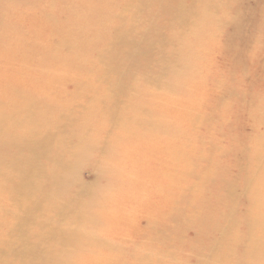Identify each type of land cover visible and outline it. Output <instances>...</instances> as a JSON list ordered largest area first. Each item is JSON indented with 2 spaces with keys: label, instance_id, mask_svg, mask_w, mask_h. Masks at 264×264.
<instances>
[{
  "label": "bare ground",
  "instance_id": "1",
  "mask_svg": "<svg viewBox=\"0 0 264 264\" xmlns=\"http://www.w3.org/2000/svg\"><path fill=\"white\" fill-rule=\"evenodd\" d=\"M25 4H30L32 11L26 15L17 13ZM249 5L247 0L0 1V46L20 45L5 47L14 51L13 59L23 61L30 54L41 52L43 61L37 69L29 68L31 72L20 78L21 83L16 84V89L7 90L14 84L8 78L2 81V75L0 77V187L6 190L18 211L14 216L16 221L6 231V235L12 237L11 241L6 243L4 240L0 245V264H92V255L65 252L81 249L71 244L77 239L66 236L52 239L49 241L54 245L45 247L27 237V226L43 227L52 223L51 211L63 219L76 207L73 204L81 201L82 191L87 192L86 182L75 179L80 178L84 168L82 164L87 158H91V163L86 165L93 173L94 182L97 180V186L100 176L116 175L115 166L101 170L100 164L110 157L121 163L127 156L122 148L127 146L130 152L134 145L143 142L147 144L145 150L138 151L135 157L129 155V160H136V170L148 166L150 160H156L159 164H170L171 167L164 172L173 176L178 163L185 162L181 158H192L193 164L197 165L193 177L199 180L187 186L188 192L183 188L176 194L159 177L160 166L152 173H144L145 176L133 174L131 187H128L131 201H141L147 207H160L167 222L154 224L156 233L162 235V239L157 237L155 245H129L124 247L129 254L111 256L107 264H218L222 258L225 264H264V133L260 131L264 124V119H261L264 115V45L259 46V37H249L243 42L249 46L245 45L243 56L231 63L236 73V66L240 67L251 58V66L245 68L246 71L242 70L245 71L242 76L255 75L261 79L258 90L251 91L252 86L248 84L244 94L248 108L242 111L249 118L254 116V112L260 116L256 131L250 127L253 130L249 138L252 147L238 144L236 154L251 157L241 171L240 181L231 179L227 184L222 178L225 169L220 168L221 164L217 166L220 158H205L203 154L208 147L212 152L218 148L209 140V135L200 132L211 133L212 124L208 120L214 116L213 109L217 104L213 96L208 95L209 98L201 103V117L207 121H199L192 129L191 135L200 140L198 149L196 145L193 151L179 148L180 143L187 141L183 129L189 127L193 117L198 119L197 113L191 109L189 96L192 82L197 77L202 78L200 61L207 62L213 92L223 89L229 76L224 77L227 68L222 61L213 65L215 71L210 79L212 64L208 62V56L214 53L211 45L214 40L216 45L217 36L223 34L227 45H217L215 52L222 55V60H225V55L233 57L226 54L228 44L240 32L241 17L254 14ZM37 6L43 10L35 11ZM260 6L258 12H264V3ZM221 11L222 16H219ZM214 23L218 26L217 34L207 38V31ZM0 56L6 55L2 53ZM21 67L26 66L22 63ZM34 70L40 71L41 76L35 75ZM26 79L29 81L24 82ZM51 79L57 82V88L61 90L56 92L60 94L64 93L62 89L103 87V95L96 100L99 109H104L108 116L110 122L105 123L111 124H107L110 131L100 138L91 131L87 133L89 119L77 114L89 99L68 106L63 103L64 100L67 103L66 98H50ZM21 85L30 88L20 91ZM39 85L42 92L29 95L33 90L31 86ZM145 87H153V91L147 99L143 96L138 99L136 93ZM130 91L137 92L132 94ZM128 94L129 105L124 106L128 110L123 111L120 104ZM36 95L48 97L39 100ZM14 97V102H11ZM18 97L23 103L18 102ZM135 99H142L136 109ZM254 103H258V108L249 110ZM91 108L95 109L85 106L88 112ZM128 112L129 121L123 120ZM237 121L232 119L222 129L225 141L239 126L243 129L245 122L242 123L239 117ZM25 123L28 124L26 129ZM95 124L91 122V125ZM139 124L145 128L146 135H154L151 136L154 141L137 134ZM76 126L83 129L82 135L75 134ZM160 143L165 144L164 149L158 148ZM213 166L217 167L213 169ZM211 172L216 176L214 182ZM73 182L79 185L76 193L66 204L58 202L55 189L58 191ZM201 182L207 183L208 188H197ZM255 184H261L262 188L251 191ZM226 188L231 191L228 195L234 203L231 209L222 210L225 199L222 190ZM198 190L201 194L199 201L195 198ZM97 191L93 195L102 196L105 200L107 196L103 197V194L106 190ZM150 192L157 194V198L149 203ZM145 193L148 195L142 201L140 196ZM115 199L118 200L116 194ZM241 201L244 202L242 208L236 209V204ZM27 202H30L29 206H26ZM169 202L175 205L170 207ZM90 223H98V219ZM50 232L38 235L57 236L55 230ZM165 242L173 244L172 248L182 242L181 247L187 249L186 254L181 250L161 252L158 244ZM102 249L114 248L107 246Z\"/></svg>",
  "mask_w": 264,
  "mask_h": 264
},
{
  "label": "rangeland",
  "instance_id": "2",
  "mask_svg": "<svg viewBox=\"0 0 264 264\" xmlns=\"http://www.w3.org/2000/svg\"><path fill=\"white\" fill-rule=\"evenodd\" d=\"M1 1V0H0ZM248 4L250 2V10L254 9V14L248 13L241 17V29L240 32H237V37L233 41H231L228 45V51L226 54H230L233 57L228 58V56H224L225 60H222V55H218L215 52V49L217 45H227L225 42V38L223 34H220L217 36L216 45L215 40L213 41V44L211 47L214 50V53L208 56V62L212 65H210V79H212L214 71H215V64L222 61V65H224L227 68V72L224 74V77L229 76L227 78V81H224V88L223 89H217L215 92H213V87L211 88L210 82H209V74L207 73V62L200 61L199 68L202 71V78L197 77L192 82V91L190 93V106L192 111L197 113L198 119H195L193 117V121L190 123L189 127H185L183 130L185 131L186 139L187 141L184 143H180L179 148L183 149H190L193 151L194 146H197V149L200 144V140L197 138L196 135L192 134V129L196 126V123L199 121H207L205 118L201 117L202 111V105L201 103L204 102L206 99H208V95L213 96L215 98V101H217L216 106L213 109L214 116L208 120L212 124L211 133H206L205 130L201 131L204 135H209V140L212 143H215L218 145V148L215 149L212 152V149L208 147L205 152L203 153L205 155V158L209 157H215L217 159L220 158L219 166L221 164L220 168H224L225 170L222 173L223 180L228 184L229 181L232 180H239L241 179V171L244 169L245 163L248 164L249 161H251V157L247 158L246 156L240 157V155L236 154V151L238 149V144H244L245 146H250L251 142L249 140L252 131L255 129L256 131V123L258 122V117L260 116L259 113L255 114L254 116L249 118V115L246 114L244 111H242L243 108H248V102L244 99V94L246 90V85H251L252 89L251 91L258 90V85L261 82V79L255 75H249V76H242V74L245 73V68L248 69L249 66H251L252 59L250 58L243 63L240 67L236 66V73L232 70V65L234 59L236 60L237 57L243 56V53L246 51V46H249L248 43L243 45V42L247 41L249 37L260 38V45H264V12L259 13V8L261 7L262 3H264V0H247ZM30 4L21 5V10L17 11V13H21L23 15H26L27 13H30L32 10L30 9ZM41 7H36L35 11H41ZM252 15V17H251ZM219 16H222V11L219 14ZM218 22V21H216ZM261 25V26H260ZM218 26L216 23L212 24L210 26L207 33L209 34L208 37L213 36L217 34ZM241 33H244L241 35ZM4 46V47H3ZM6 46H20V45H1L0 46V55L2 53H5L6 56H0V77L2 75L3 79L8 78L10 82L14 85L11 87H8L9 89H16V84L21 83L20 78L22 76L28 75L31 70L29 68H35L37 69V65L40 63L43 65L42 61V55L41 52H34L33 54H30V56H27L23 58V61L14 58V51H9L12 49H6ZM210 46V45H207ZM257 46V45H254ZM29 51V50H28ZM22 63L26 67H21ZM214 65V66H213ZM255 65V61L253 62V66ZM8 67H11L14 71L11 69H8ZM20 67V68H19ZM22 68V69H21ZM230 70H229V69ZM28 69V70H27ZM245 70V71H242ZM28 73V74H27ZM33 73L35 75L41 76L40 71L34 70ZM200 75L201 73H197ZM205 74H207V78H205ZM33 76V75H32ZM53 78V76H52ZM135 80V79H134ZM29 81L25 80L24 82ZM23 82V83H24ZM132 82V81H131ZM134 83V81L132 82ZM29 83H27L28 85ZM51 93L50 98L57 97V99L64 98L67 99V103L65 100L63 103L68 104V106L82 103L86 99H89L88 102H84L86 104V107H94L95 109L91 108V111L88 112L85 109V106L79 111L77 114L81 118H87L89 119L88 123H90V127H87V133L92 132L95 137L100 138L101 135L104 133L110 131L108 128V125L105 122H110L107 118V114L105 113L104 109H99L97 106V100L96 98L103 95V87H97L95 89L93 88H86V89H68V91H65V89H62L64 91L63 94H60L56 92L58 89L57 82L54 81V79H51ZM223 84V82H222ZM22 86L20 88V91L26 90V88H30L29 86ZM33 90H30L29 95H34L35 93H38L39 91L42 92L41 88L42 86L33 87L31 86ZM153 87H145L140 88L137 91L131 92L132 94L136 93L137 98L140 99L141 96L143 98L149 97V93L153 91ZM28 90V89H27ZM211 90V91H210ZM129 91V90H128ZM47 92V89H46ZM68 94V95H65ZM236 95V96H234ZM85 96H88V98H84ZM45 97V98H44ZM44 97H40L36 95V98L41 100L42 98L47 99V95H44ZM90 99H93L90 101ZM15 97L11 100V102H14ZM142 100V99H141ZM141 100L135 99L134 108L138 106V103ZM3 102V101H2ZM18 102H22L20 97H18ZM154 104V101L151 100ZM23 103V102H22ZM126 105H129V94L124 97L122 103L120 104L123 111L128 110ZM149 106H152L150 104ZM98 107V108H97ZM120 108V107H118ZM125 108V109H124ZM133 108V109H134ZM258 108V103H254L249 110H256ZM261 111V110H259ZM122 112V111H121ZM257 115V116H256ZM237 117H239V120L244 124L243 129L241 126H239L236 131L231 135V138L225 141L223 139V133L222 129L226 128V124H229L232 119L237 121ZM129 121V112L126 114V116L123 118V120ZM195 119V120H194ZM261 119H264V115H261ZM92 120V121H91ZM91 122L96 123L95 125H91ZM238 122V121H237ZM131 124L130 122L128 123ZM200 125V124H199ZM197 125V126H199ZM28 124L25 123V129L27 128ZM84 127V125H83ZM253 130H251V128ZM76 128L78 130L75 131L76 135H82L83 129L81 130L80 127ZM86 130V129H85ZM197 131H199V128H197ZM261 133H264V124L261 125L260 129ZM121 132V131H120ZM138 135H144V137L149 138L150 140L154 141V138L151 136L154 135H146L145 128L139 124ZM244 134H247V137H245ZM98 135V136H97ZM129 140V138H128ZM191 144V145H190ZM135 148H132L130 152L126 149V147L122 148L125 149L127 156L123 159L121 163L119 161H114L113 157H110L106 161H104L101 167V170H104L106 166L108 167H116V175L113 177H102L100 176L98 178L99 184H97V180L95 179V182L93 180V173L91 170L87 169L86 164L91 163V158H87L83 162L84 168L81 169L80 172V178L76 177L77 182H86V191H82L81 193V201L73 205L76 206L71 210V212L64 217L63 219L58 218V215H56V212L51 211L50 218L53 220L52 223L48 225H44L43 227H38L35 224L27 226V229L29 230L27 237H29L32 241L38 242L42 246H50L54 245L52 239H59L61 237H69L77 239L78 241L76 243H71L77 246H80L81 249H70L65 252H68L70 254L74 255H92L93 260L92 264L94 263H100V264H107L109 259L113 257H120L121 254H129V250L124 249V247H127L129 245L137 246V247H145L147 245H155L156 239L159 236V238L162 239V235L156 233L155 229V223L158 221H161V224L164 222H167V217H164V212H161L160 207H147L145 204H142L140 202L131 201V192L128 191V187H131L130 181H133V174H140L141 176H145L144 173H152V171H155L158 169V167H161V173L159 177L162 178L165 184H167L171 190L178 194L179 191H181L183 188H185V192H188L190 189L187 188V186L192 185L198 180H195L193 177V172L196 170L197 165L193 164V159H182L185 160L184 163L179 162L177 167L174 170V175H169V172H164V170L171 167L170 164H159L156 160L152 162L150 160V163L148 166L142 168L141 170L135 169V159L129 160L130 157H135L140 150H145L147 147L146 143H142L139 145H134ZM153 147V146H152ZM158 148H165V144L160 143L158 144ZM251 156V155H250ZM206 162V161H205ZM76 163V162H75ZM217 166H213V169ZM134 168V169H133ZM133 169V170H132ZM220 169V170H222ZM207 171H210L208 169ZM120 175V176H119ZM212 181L214 182L216 176L214 173L211 172ZM129 181V186H128ZM74 183V182H73ZM71 184V185H65L62 186L58 191L55 189V199L58 202L65 203L67 200L73 197V194L76 193V190L78 189L79 185L77 184ZM101 184V185H100ZM89 186V187H88ZM260 187V188H259ZM200 189L208 188L207 183L201 182L200 185L197 187ZM237 188V187H236ZM236 188L234 190H236ZM262 185L255 184L251 187V191L261 189ZM138 189V188H134ZM199 189V190H200ZM103 192L101 190H106V192L103 194L104 196H107L105 200L101 197H98L97 194L93 195L94 193ZM198 192L195 194V198L197 201L201 199V194ZM225 196H224V207L222 210L226 208L231 209L234 201H232V197L228 195L229 191L227 188L223 189ZM7 193H10L7 191ZM92 193V194H91ZM235 193V192H234ZM240 193V191H239ZM115 194L118 196V200L115 199ZM6 190L4 188L0 187V245L4 243V240L6 243L10 242L12 237L9 238L7 236V230L10 229L12 226V223L16 221L14 219V216L18 213V211L14 207V202L10 201V197L7 196ZM148 195V193H145L140 196V199L144 196ZM149 196L151 197L152 201L153 198H157V194L150 192ZM100 198V199H99ZM143 201V200H142ZM52 200V204H53ZM144 203V202H143ZM66 204V203H65ZM108 204V207L106 205ZM244 202L241 201L236 204V209L242 208ZM30 202L26 203V206H29ZM168 205L170 207H173L175 204L173 202H169ZM99 208H96L98 207ZM193 212V211H192ZM41 214L43 211L40 212ZM166 216V215H165ZM98 219V223H90L93 220ZM58 222V224L56 223ZM146 225V226H145ZM56 231L58 233L57 236L54 237V235H49L46 237L39 236L38 233H46L51 234L50 231ZM45 239V240H41ZM160 243L158 246L161 248V252H164V250H169L170 252H173L175 250H181L182 254H186L187 249L181 245H183L182 242L175 248L170 247L171 243L166 244ZM167 245V246H165ZM99 246L95 250H89L87 248ZM113 247L114 249H102L104 247ZM58 253L59 251H55ZM111 254V255H109ZM218 264H225L224 258L220 259ZM232 264V263H229Z\"/></svg>",
  "mask_w": 264,
  "mask_h": 264
}]
</instances>
